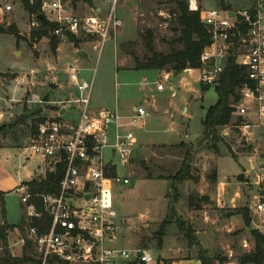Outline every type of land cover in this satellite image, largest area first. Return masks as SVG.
Here are the masks:
<instances>
[{
    "label": "rangeland",
    "instance_id": "rangeland-1",
    "mask_svg": "<svg viewBox=\"0 0 264 264\" xmlns=\"http://www.w3.org/2000/svg\"><path fill=\"white\" fill-rule=\"evenodd\" d=\"M76 2L81 12L88 13L85 8L87 3L80 0ZM94 3L98 4V2ZM87 5L91 6V4ZM215 6V0H205L204 7L207 9ZM174 9V5L168 0H119L115 14L121 24L120 31L113 40L104 44L100 53L94 49V44H86L85 39L75 41L69 39L67 42L58 41V49L56 48L53 54L49 46L50 34L38 41L32 38V32L40 28L38 30L30 28L31 19L23 8L16 5L11 13H0V32H3L0 34V193H3V202L0 203V226L19 224L21 217L23 218L24 209L20 203L21 192L18 191V186L20 183L29 182L38 174V161L34 158L28 159V156H21L20 149L28 144L32 126L34 127L42 119L56 116L48 112L53 109L48 107V110L44 111L42 104L38 102L42 94L47 91V84H54L53 80H55L59 86L57 93L70 94L66 69L71 63L77 61L78 67L82 70L80 78L87 82L93 79L90 98V109L93 110V105H98L102 100L105 101L107 95L109 96L108 91L115 88L116 68L118 67L119 72H122L123 64L119 51L125 54L127 53L125 50L132 51L139 60L148 56L140 38L141 32L144 30L152 32L154 48L157 52L162 54L169 52L171 42L178 36V33L174 32L176 29ZM9 29L15 34H10ZM75 42H77L76 45ZM79 52H84L87 58L84 60L77 58L76 53ZM150 80L148 79L146 83ZM160 84L165 88L163 93L165 96L168 95L167 89L172 87L171 92L174 93V98L170 100L171 105L166 108V114H163V110L159 115L160 121L154 125L155 117L146 119L142 131L152 136L153 143H163L168 139H172L174 143H179V139L184 142L199 139L200 123L205 110L213 106L217 100L213 86L202 91L198 69L193 70L189 75L180 74L172 78L170 82L167 78L166 81L160 80ZM182 84H186V87ZM152 89H155V86H152ZM61 96L65 97V95ZM143 107L146 110V105ZM184 108L187 112L183 114ZM21 115H25L24 122L20 118ZM34 120L37 122L34 123ZM171 123L173 125L169 126ZM229 124L220 128V131L229 129ZM170 128L176 130V133L166 132ZM184 132L188 136L186 139L183 138ZM221 139L222 141L215 147L207 141L197 142L193 146L184 144L189 147L191 154L189 171L192 180L188 187L183 185L185 181L181 183L172 181L182 164L180 160L166 157L159 161L157 158V154L182 157L186 153L184 149L158 151L155 148H149L144 151L145 159L133 158L129 169L128 166L119 165L118 173L128 175L131 185L129 187L110 186L109 199L113 207L118 213L130 215L129 217L135 221L140 213L147 214L146 210L153 213L165 210L167 215L162 220L168 224L163 228L162 220L152 223L147 218L141 223L123 225L117 240L105 246L109 249L120 248L126 251L145 249L152 258L150 264H158L157 262L163 264L159 261V256L164 257V253L158 250L159 241L161 240V244L164 242L159 234L163 230L167 239L179 241L180 246L192 250L191 254H195V251L197 254L196 246L198 245L206 251L208 257L225 259L226 264H238L237 258L248 254L247 250L242 248L243 242L248 244L250 248L248 250L252 252L254 249L252 232L254 231L251 225L244 224L242 216L238 213L245 204L247 205V193L239 182L241 171L249 170V165L244 159H237L234 155L240 151V148L231 130H229L228 138ZM180 145L182 143L178 146ZM203 163L206 164L205 168ZM212 173L218 177V182L216 177L214 181L209 179ZM201 174L204 175L205 183L203 203L199 201L196 191L197 184L202 178ZM156 177L170 180L161 182ZM218 183H224L222 198L226 208L218 207L216 204L217 192L220 190ZM24 184L21 187L26 188ZM236 192H239L240 198L235 199V207L232 209L230 200L234 199ZM187 193L191 194L189 208L198 211L196 218H200L199 222L203 219L207 224L200 225L197 224L198 221L194 225L186 224L185 215L178 218L174 216L171 219L174 205H179L182 211L186 208ZM176 219L183 222L185 228L191 233L190 237L189 235L186 237L177 225L172 224ZM196 232H198V241ZM22 235L17 229L6 232L8 251L12 257L18 258L22 254V250L16 245L17 239ZM2 249L0 245V255ZM132 258L133 256L130 255V260ZM183 264H200V262L192 260L184 261Z\"/></svg>",
    "mask_w": 264,
    "mask_h": 264
},
{
    "label": "built area",
    "instance_id": "built-area-1",
    "mask_svg": "<svg viewBox=\"0 0 264 264\" xmlns=\"http://www.w3.org/2000/svg\"><path fill=\"white\" fill-rule=\"evenodd\" d=\"M118 1L92 0L91 6L85 5L88 13H83L73 0H27L29 6H40L37 15L29 16L30 28L38 30L44 18L52 25L50 36L54 39H85L100 53L121 27L115 14ZM185 1L190 12L198 13L210 40L199 60L200 83L215 85L230 61L244 72V83L235 90L237 100L232 104L229 129L221 130L220 137L228 138L231 130L240 148L234 155L249 165V170L241 171L239 184L247 193L252 230L264 237V0H215L216 6L209 9L204 7L205 0ZM16 5L23 8L21 0H0V13L9 14ZM81 71L77 61L66 69L71 94L59 104L70 111L61 113L58 109L55 117L36 124L28 144L20 149L21 156L38 161V176L32 180H42L46 172L60 164H64V171L56 194H31L27 187L19 188L25 223L41 222L45 214L50 225L43 231L25 226L16 245L22 250L30 243L41 264L51 260L67 264H150L152 258L144 250L105 246L115 242L120 231L118 214L109 199L110 186L129 185V179L118 173V167L130 164L136 146L135 131L147 114L140 107L128 117L108 109L93 113V79L82 80ZM156 89L161 91L163 86L157 84ZM223 191L224 184H220L216 204L226 208ZM238 198L236 192L230 200L232 209ZM32 199L39 200L42 212ZM242 248L250 252L246 242Z\"/></svg>",
    "mask_w": 264,
    "mask_h": 264
},
{
    "label": "trees",
    "instance_id": "trees-1",
    "mask_svg": "<svg viewBox=\"0 0 264 264\" xmlns=\"http://www.w3.org/2000/svg\"><path fill=\"white\" fill-rule=\"evenodd\" d=\"M78 0H73V4ZM87 4H91L92 0H81ZM174 5L175 9L173 15L175 16V33H178L177 38L170 44L169 52L166 54L159 53L154 48V38L151 31L144 30L140 34V38L147 51L146 57L139 60L136 55L128 50H125L133 63L135 70H153V71H166L167 73L179 74L185 70H196L200 68V56L203 49L209 44V36L206 34L205 29L202 27L199 21L198 13H192L188 10L185 0H168ZM23 10L28 16L37 15L40 10L39 4L35 6H29L27 0H21ZM52 30L50 25L44 18L40 20V30L32 32V38L40 40L41 38L48 37ZM10 34H15L13 30L9 29ZM3 34V32H0ZM75 41V40H74ZM59 44L58 40L50 37L49 46L51 52L54 54ZM75 45L77 42L74 43ZM130 46V45H126ZM244 83V72L242 68L236 66L234 61L228 62L224 72L220 75L218 82L213 85L217 96L216 103L207 108L204 113V117L201 121L202 125V140L210 142L214 147L217 143L221 142L220 128L228 125L231 122L233 108V101L237 100L235 96V90ZM202 91H205L210 86L202 85ZM43 121L40 120V122ZM37 120H34V123ZM33 133L34 127H31ZM190 152L186 149V153L181 164L180 169L172 179L175 183H181L190 179L189 171V156ZM64 171V164L55 166L51 172H46L45 177L38 180H31L24 185L28 188L31 194H56L58 192L57 182ZM215 173H212L210 180H215ZM2 193H0V203L2 204ZM32 203L35 204L39 212H42V207L37 199H32ZM4 216V211L2 209ZM242 216L244 224L250 225V217L246 208V204L238 211ZM174 218V210L171 211V219ZM177 227L180 231L186 234V237L191 236L190 231L185 228L183 222L179 223V220H175ZM168 223L162 222L164 228ZM50 225V221L45 214H42V221L33 220L30 224H26L24 218L21 217L17 226H0V245L2 246V252L0 255V264H41V262L35 257L33 249L30 243H26L22 249L20 257H12L8 251L6 232L11 229H17L24 234V227H37L39 231L47 229ZM160 238L164 237L163 230L159 233ZM252 238L254 240V249L248 254H244L237 258L238 264H264V237L257 232H252ZM193 238L189 241L192 242ZM194 242V241H193ZM162 246L161 240L158 243V249ZM197 247V260L200 264H226V260L211 258L207 256L206 251ZM46 264H67L57 260L48 261ZM130 264H142L132 262Z\"/></svg>",
    "mask_w": 264,
    "mask_h": 264
},
{
    "label": "crops",
    "instance_id": "crops-1",
    "mask_svg": "<svg viewBox=\"0 0 264 264\" xmlns=\"http://www.w3.org/2000/svg\"><path fill=\"white\" fill-rule=\"evenodd\" d=\"M119 54H120V57L122 58L121 61L123 64L121 65L122 72H119L118 67L116 68L115 88L112 89L111 91H108L107 94H109V96L107 95V97L105 98V101L102 100V102H100L98 105H93V110H91V111L93 113H96L102 109L116 110L123 117H128V116L132 115L134 108L140 107V108H143L145 110V107H143V106L146 105L147 108H146L145 112L147 115L144 118L143 123H141L135 131L136 146L134 148L131 161L133 160V158H138L140 160L145 159V157H143L144 151L149 149V148H155L158 151H167V150L173 151V150H176L177 148H178V150L179 149H184V150L188 149L189 150V147H187L184 144H187L188 146L189 145L193 146L197 142H203V140H202V138H203L202 137V131L203 130H202L201 123H200L201 131H200L199 139L192 141V142L191 141L184 142L181 139H179V143H174L171 141L172 139H168L167 141H165L163 143H153L152 142V140H153L152 136L149 133H147L146 131L145 132L142 131V129L145 126L146 119H151V118L155 117L156 121L153 122L154 125H156V123H158L160 121L159 115L162 113L163 110H164L163 114L164 113L166 114V112H167L166 108L171 105L170 100L174 98V93L171 92L172 87H169L167 89L168 90L167 96H165L163 94L165 92V88H163L161 91H158L156 89L157 84H160V80L166 81V78H167V81L170 82V80L172 78H176L180 74L189 75V73L192 72L193 70H190V72H189V70H185L179 74L167 73L166 71L135 70L134 69V63H133L132 59L128 55H126L123 51H119ZM76 55H77V53H76ZM80 60H84V59H80ZM153 73H154V75H153ZM148 79H151V80L148 83H146ZM53 81H54V85L56 86V89L50 93L49 104L47 105V110H48V107H50L53 110H50V111L48 110V112L55 114L58 109H60L61 113H63L64 110L66 112H69L70 111L69 108L63 107L59 103L64 101V100L69 99L71 93L70 94H63L62 92L57 93L56 90L59 89V86L55 80H53ZM49 84L50 83L47 84V91L49 90L48 89ZM120 86L122 87L121 89H120ZM152 86H155V89H152ZM182 86L186 87V84H182ZM47 91L42 94V97L47 93ZM61 95H65V97L62 98ZM186 112H187V110H186V108H184L183 114ZM170 125H173V124L171 123V124H169V126ZM166 132L176 133V130H173L172 128H170V129H167ZM187 137H188L187 133L184 132L183 138L186 139ZM181 143H182V145L178 146ZM174 154H177V153L174 152ZM157 155H158L157 158L159 161H162L167 157V158H172L174 160H180L181 161L180 163H182L183 159H184V156L181 157L180 155H172V154H170V155L157 154ZM131 161H130V164H131ZM203 162H205L204 158H203ZM129 165H128V169L130 167ZM205 166H206V164L203 163V168H205ZM180 167H181V164L179 166V169H180ZM36 176H38V174L33 176L30 179V181L33 178H35ZM126 176L128 177V175H126ZM203 176L204 175L201 174L202 178H200L199 183L197 184V189H196L198 199H199V201L201 200V203L204 202L202 200H203V197L205 196V194L203 192V189L205 186ZM156 179L158 181H161V182L170 180V179H164L161 177H156ZM216 179L218 182L217 176H216ZM191 180H192V177L190 174V179L186 180L183 185H185V187H188V185H190L189 182ZM22 184H24V183H20V186H18V190ZM130 185L131 184L129 181L128 187ZM218 185L220 187V183H218ZM188 191H189V189H188ZM2 195H3V193H2ZM190 197H191V194L187 193L186 194L187 203H186V208H184V211L180 210L181 207L179 208V205H174L175 206L174 207L175 208L174 209L175 218L176 217L178 218V217H181L182 215H185L186 221H187L186 224L194 225V224H196L197 221H198L197 224H200V225L207 224L203 219L201 222H199L200 218H198V219L196 218L197 217L196 214L198 211H193L192 209L189 208L188 203H189V200L191 199ZM212 199H214V198H212ZM180 203L183 204V202H180ZM114 209H115V207H114ZM146 211H147V214L140 213L139 217L138 218L136 217V221H137L136 222L135 220H133L132 218L129 217L130 215L120 214L116 210V212L118 214V221L120 223L119 234L121 232L123 225L128 226V225H132L134 223H141L143 221V219H147V218L149 221H151L153 223V222L162 220L167 215L165 213V210H163V211L161 210V211L154 212V213L152 211H149V210H146ZM200 213L205 214V212H202V211H200ZM204 219H206V218H204ZM231 219H233V218H231ZM163 221L164 220H162V222ZM172 224L177 225L176 222H174ZM119 234H118V237H119ZM195 234H196V238H197L198 232H196ZM166 239H167V236L164 235V237H163L164 242H162L161 248L158 249L159 252L164 253V257L159 256V261H161L163 264H183L184 261H192V260L198 261L197 257H196L197 256L196 251H195V254H191L190 252L192 250L190 251V249L188 250V249H185L182 246H180L179 241L171 240V239H167V241H166ZM197 241H198V238H197ZM107 244H109V243H107ZM110 244H112V243H110ZM199 244L201 245V242H199ZM117 249H120V248H117ZM121 250H123V249H121ZM133 250H144V251H146L145 249H133ZM130 263H132V262H130V261H125V262L124 261H118V262L109 263V264H130ZM157 263L159 264V262H157Z\"/></svg>",
    "mask_w": 264,
    "mask_h": 264
},
{
    "label": "water",
    "instance_id": "water-1",
    "mask_svg": "<svg viewBox=\"0 0 264 264\" xmlns=\"http://www.w3.org/2000/svg\"><path fill=\"white\" fill-rule=\"evenodd\" d=\"M230 15L232 16L233 14H230ZM77 57L80 59H86L87 58V56L83 52L77 53ZM48 89H49L48 92L40 100V103L42 104V109L44 111L47 110V105L49 104L50 93L56 89V86L54 84H49ZM20 118H21L22 122H24L25 115H21ZM139 256H140V254H137V257H139Z\"/></svg>",
    "mask_w": 264,
    "mask_h": 264
}]
</instances>
